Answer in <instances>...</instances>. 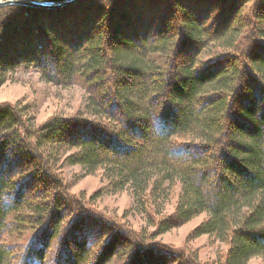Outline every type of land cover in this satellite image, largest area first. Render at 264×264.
<instances>
[{
    "label": "trees",
    "instance_id": "16d2710c",
    "mask_svg": "<svg viewBox=\"0 0 264 264\" xmlns=\"http://www.w3.org/2000/svg\"><path fill=\"white\" fill-rule=\"evenodd\" d=\"M123 1L136 13L117 10ZM260 7L264 0L1 7L0 86L20 66L56 85L79 83L92 119L51 118L35 128L19 108L0 104V264H200L154 238L201 213L192 237L227 246L212 264H264ZM57 15L58 25L48 19ZM20 31L25 41L15 44ZM69 150L63 163L106 171L110 192L129 187L154 230L137 233L86 209L54 169ZM174 183V214L151 222L146 207Z\"/></svg>",
    "mask_w": 264,
    "mask_h": 264
},
{
    "label": "rangeland",
    "instance_id": "374dc122",
    "mask_svg": "<svg viewBox=\"0 0 264 264\" xmlns=\"http://www.w3.org/2000/svg\"><path fill=\"white\" fill-rule=\"evenodd\" d=\"M126 4L127 1L121 2L117 10L128 6ZM142 7L144 8L145 6L143 5ZM136 9L138 10L135 5L129 6L127 11L131 10L132 13H136ZM259 11L264 14V9L261 7ZM76 13L80 14V12ZM67 14L65 18L67 16L68 19H71V13ZM240 14L244 15L246 12L242 11ZM61 16L57 15L48 19L58 25L61 23ZM37 19L39 20V18ZM40 21H43L42 17H40ZM11 32L12 29L10 28L8 34ZM22 35L23 32L20 31L19 36L21 37L19 39L18 37L14 38L15 44L25 41ZM8 47H10L9 44L5 48L7 49ZM6 49H3V52H6ZM20 49L23 55L28 52L23 47ZM7 77L8 79L0 86V104H9L19 108L23 112L25 126L33 125L36 128L51 118H72L83 115L87 119H92L86 112L87 94L79 83L56 85L48 82L34 68L22 66L9 71ZM140 79H143V77ZM194 106L198 107V103H194ZM71 152L73 150H69L65 154L61 153L54 169L68 185L67 189L69 192L85 202L86 209L114 217L120 224L132 228L137 233L142 231L152 232L154 230L155 227L148 223L149 220L146 218V213H140L137 210L129 187L126 186L117 193L110 192L106 171L98 169L91 174H85L79 165L63 163L65 156ZM174 184L168 189L169 191L167 190V196L164 201H157V207L150 204L146 207L151 222L154 221L156 224L160 219L174 214L180 192L179 184ZM206 217L207 214L201 213L188 222L177 225L158 235L154 238V241L170 249L184 250L188 254L190 253L191 256L196 257L200 264H212L217 254H223L227 250V246L211 239L207 235L192 237L193 230ZM111 264H120V262L114 261ZM247 264H263V262L260 257H253Z\"/></svg>",
    "mask_w": 264,
    "mask_h": 264
},
{
    "label": "water",
    "instance_id": "95a60500",
    "mask_svg": "<svg viewBox=\"0 0 264 264\" xmlns=\"http://www.w3.org/2000/svg\"><path fill=\"white\" fill-rule=\"evenodd\" d=\"M79 0H61V1H37V0H0V8L9 5H21L35 8H60L66 5H70Z\"/></svg>",
    "mask_w": 264,
    "mask_h": 264
}]
</instances>
